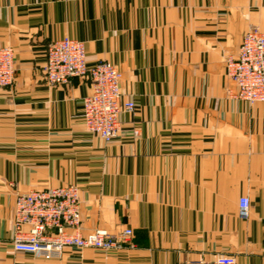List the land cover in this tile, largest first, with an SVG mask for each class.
I'll return each mask as SVG.
<instances>
[{"label":"crops","instance_id":"obj_1","mask_svg":"<svg viewBox=\"0 0 264 264\" xmlns=\"http://www.w3.org/2000/svg\"><path fill=\"white\" fill-rule=\"evenodd\" d=\"M253 27L264 31V0H0L16 68L0 87V264H264V102L232 97L225 63ZM63 37L122 73L135 107L111 142L85 126L88 77L47 82L48 46ZM61 185L79 188L84 233L131 228L130 242L16 251V193Z\"/></svg>","mask_w":264,"mask_h":264},{"label":"built area","instance_id":"obj_2","mask_svg":"<svg viewBox=\"0 0 264 264\" xmlns=\"http://www.w3.org/2000/svg\"><path fill=\"white\" fill-rule=\"evenodd\" d=\"M227 76L236 89L234 98L249 103L264 102V31L250 28L242 38L239 51L225 57ZM14 49L0 45V87L12 86L15 79ZM44 72L50 85L67 83L73 77H88L92 91L83 100V117L88 131L105 142L121 131L120 114L133 111L135 103L123 100L122 73L118 67L100 60L89 64L84 41L63 37L53 40L47 49ZM239 216L249 217L250 199L238 202ZM13 247L21 253L46 258H61L68 248L114 250L127 245L131 228L116 232L97 228L84 233L81 200L76 185L17 192L14 208ZM179 264H237L234 255L218 254L212 259H194Z\"/></svg>","mask_w":264,"mask_h":264},{"label":"rangeland","instance_id":"obj_3","mask_svg":"<svg viewBox=\"0 0 264 264\" xmlns=\"http://www.w3.org/2000/svg\"><path fill=\"white\" fill-rule=\"evenodd\" d=\"M93 250H100V249H93ZM100 251H107V250H100ZM109 251H112V250H109Z\"/></svg>","mask_w":264,"mask_h":264}]
</instances>
